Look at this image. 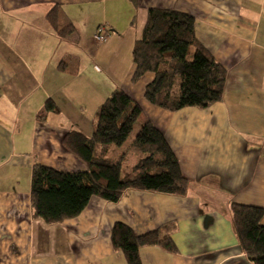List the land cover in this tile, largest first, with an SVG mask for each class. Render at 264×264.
<instances>
[{
  "label": "crops",
  "instance_id": "1",
  "mask_svg": "<svg viewBox=\"0 0 264 264\" xmlns=\"http://www.w3.org/2000/svg\"><path fill=\"white\" fill-rule=\"evenodd\" d=\"M53 7L60 23L73 24L69 36L54 31ZM151 7L194 17L196 38L226 69L221 101L167 111L143 97L151 73L132 83V48ZM99 25L108 34L100 45L92 37ZM118 88L163 132L187 192L127 190L116 203L92 197L60 223L33 218L34 161L84 170L62 137L90 135L98 106ZM50 99L56 110L40 117ZM232 203L264 209V0H0V264H127L111 244L116 221L136 234L170 225L161 229L177 251L142 246V264H252Z\"/></svg>",
  "mask_w": 264,
  "mask_h": 264
},
{
  "label": "trees",
  "instance_id": "2",
  "mask_svg": "<svg viewBox=\"0 0 264 264\" xmlns=\"http://www.w3.org/2000/svg\"><path fill=\"white\" fill-rule=\"evenodd\" d=\"M47 17L60 37L73 32L70 21L59 22L56 7ZM194 22V17L186 12L148 8L141 37L132 48L131 81L136 83L146 73L153 75L143 91L149 104L177 111L184 107L207 108L222 100L226 69L198 41ZM51 110L55 111L56 105L50 99L40 117ZM141 113L137 100L122 89H115L98 106L90 135L70 130L62 137V145L84 163V170H62L35 160L30 181L32 217L47 224L60 223L80 215L92 197L116 203L127 190L184 195L188 179L163 132L149 118H143L129 146L111 157ZM129 154L134 157L131 164H126ZM263 215L264 209L259 206L232 203L230 207L239 247L252 264H264ZM161 228L136 234L129 225L116 221L110 231L111 244L124 254L127 264H142V246L177 251L172 236Z\"/></svg>",
  "mask_w": 264,
  "mask_h": 264
},
{
  "label": "rangeland",
  "instance_id": "3",
  "mask_svg": "<svg viewBox=\"0 0 264 264\" xmlns=\"http://www.w3.org/2000/svg\"><path fill=\"white\" fill-rule=\"evenodd\" d=\"M92 49H95V48L93 47ZM143 117L145 118V115H144V113H141L139 115V117L136 119V121L134 122L133 128H132L129 136L127 137V139L124 141V143L120 147H117L113 150L114 152L112 153V156H111L112 158H115L118 155V153L122 152L123 150H125L129 146V144L132 142V140L134 138V135L136 134V132L140 128ZM133 157H134L133 155L129 154L128 157L126 158L125 163L128 164V162H129L131 164Z\"/></svg>",
  "mask_w": 264,
  "mask_h": 264
},
{
  "label": "built area",
  "instance_id": "4",
  "mask_svg": "<svg viewBox=\"0 0 264 264\" xmlns=\"http://www.w3.org/2000/svg\"><path fill=\"white\" fill-rule=\"evenodd\" d=\"M107 36V31L102 25H99L92 35L94 42L98 45L102 44L107 39ZM95 68L98 70L97 66H95Z\"/></svg>",
  "mask_w": 264,
  "mask_h": 264
}]
</instances>
